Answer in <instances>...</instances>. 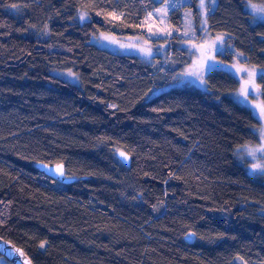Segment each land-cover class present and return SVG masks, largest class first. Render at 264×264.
Returning a JSON list of instances; mask_svg holds the SVG:
<instances>
[{
	"label": "trees",
	"instance_id": "obj_1",
	"mask_svg": "<svg viewBox=\"0 0 264 264\" xmlns=\"http://www.w3.org/2000/svg\"><path fill=\"white\" fill-rule=\"evenodd\" d=\"M166 1L0 0V237L33 264H264V182L236 156L257 143L259 122L228 96L238 78L213 70L207 91L149 98L170 79L160 56L145 63L91 43L146 37L148 14ZM247 2L264 5L216 0L207 27L260 70L264 22ZM166 22L180 33L181 8ZM178 39L167 45L173 59ZM251 89L264 100V76ZM37 164H61L73 181Z\"/></svg>",
	"mask_w": 264,
	"mask_h": 264
},
{
	"label": "rangeland",
	"instance_id": "obj_2",
	"mask_svg": "<svg viewBox=\"0 0 264 264\" xmlns=\"http://www.w3.org/2000/svg\"><path fill=\"white\" fill-rule=\"evenodd\" d=\"M215 1L205 0V9L202 12L200 0H167L158 8L161 11L157 12V9L151 11V15L148 14L144 22L146 37H117L101 33L92 38L91 43L115 53L136 56L145 63H151L154 61L155 56H160L163 68L169 70L167 75L170 79L165 86L154 89L148 96L149 98L173 88L194 87L201 91H207L205 77L208 72L213 70L224 69L237 77L239 80L238 88L230 92L228 96L240 106L248 109L258 120L259 125L252 129L257 138V143L239 147L236 150V156L250 177L259 176L264 182V152L255 151L254 155H249V152L264 148V137L261 136L260 132L261 128L264 127V115L261 113V109L264 108V100L262 94L255 91V89H251L254 79L258 76H264V68L259 70L248 66L242 61L243 57L240 54L233 52L231 48L226 46L224 35H212L208 32L206 19L207 15L213 10ZM249 5L261 6L262 4L247 2L245 9L254 21L264 22V17L257 15ZM175 8H181L182 28L180 33L172 30L166 22L169 12ZM82 13L79 12L78 20L80 22L89 20L88 16L85 20H81ZM176 34L179 38L176 47L184 53H180L176 59H173L167 45L169 40ZM217 37L221 39L218 40ZM156 39H165L166 42L160 44L152 41ZM227 49L233 52L230 62H226L221 58ZM181 57H185L186 61L183 62L185 59ZM196 66L201 68L203 83H201L199 76L181 75V73L194 70ZM252 72L255 75L250 77L249 74ZM52 74L78 85L77 76L70 71L54 70ZM249 80H251L250 83ZM245 86L246 95H240L241 88ZM236 263L241 262L236 260ZM0 264L10 263L0 256Z\"/></svg>",
	"mask_w": 264,
	"mask_h": 264
},
{
	"label": "water",
	"instance_id": "obj_3",
	"mask_svg": "<svg viewBox=\"0 0 264 264\" xmlns=\"http://www.w3.org/2000/svg\"><path fill=\"white\" fill-rule=\"evenodd\" d=\"M121 153H124L125 156H127V159H125L124 156H121ZM115 155H116V158L119 160V162H121L124 166L126 167L129 166L130 159H129V156L125 152L119 150L116 152ZM45 165L46 164H37L36 168L39 170V172L46 175L50 179L59 181L63 184H69L73 181L72 178H67L65 174L63 177H60L56 173V169L58 166H61L64 172L63 165L61 164L47 165L48 166L47 168L44 167ZM21 253H23V255H21ZM0 256L5 258L10 264H17V262H19V264H33L30 258L26 255V253L21 248H19L18 246H15L12 242L2 239L1 237H0Z\"/></svg>",
	"mask_w": 264,
	"mask_h": 264
},
{
	"label": "snow or ice",
	"instance_id": "obj_4",
	"mask_svg": "<svg viewBox=\"0 0 264 264\" xmlns=\"http://www.w3.org/2000/svg\"><path fill=\"white\" fill-rule=\"evenodd\" d=\"M12 7H15V5H12ZM249 7H251L252 10H253L257 15H259V16H261V17H264V5H261V6H257V5H249ZM200 9H201L202 12L204 11V9H205V0H200ZM159 11H161V10L158 9L157 12H159ZM98 14H99V13H98ZM109 15H111V13H109ZM149 15H151V13H150ZM86 18H87V13H86V12H85V13H82L81 16H80V19H81V20H85ZM205 23H206V21H205ZM217 39L219 40V39H221V38H220V37H217ZM144 51H146V50H144ZM210 67H212V66H210ZM238 71H239V69H238ZM181 75L199 76L200 79H201V83L204 82V81H203V78H202V71H201V68H200L199 66H196V67L194 68V70H192V71H188V72H186V73H181ZM249 75H250V77H251V76L255 75V73L252 72V73H250ZM250 82H251V80H249V83H250ZM240 95H246V86L241 88V90H240ZM261 113H262V115H264V108L261 109ZM260 132H261V136L264 137V127L261 128ZM255 151H262V152H264V148H261V149H258V150H254L253 152H249V155H254V154H255ZM121 156H124V158L127 159V156H125L124 153H121ZM44 167L47 168L48 166L45 165ZM56 173H57L60 177H63V176H64V172H63L61 166H58V167H57V169H56ZM43 246H44V245L42 244L41 247H43ZM17 251H19V250H17ZM21 255H23V253H21ZM17 264H19V262H17Z\"/></svg>",
	"mask_w": 264,
	"mask_h": 264
},
{
	"label": "bare ground",
	"instance_id": "obj_5",
	"mask_svg": "<svg viewBox=\"0 0 264 264\" xmlns=\"http://www.w3.org/2000/svg\"><path fill=\"white\" fill-rule=\"evenodd\" d=\"M8 241V240H7ZM10 242V241H9ZM5 259V258H4ZM6 260V259H5ZM7 261V260H6ZM8 262V261H7Z\"/></svg>",
	"mask_w": 264,
	"mask_h": 264
}]
</instances>
